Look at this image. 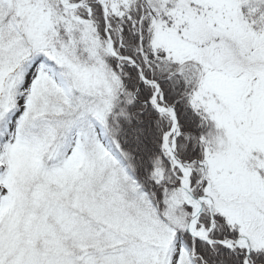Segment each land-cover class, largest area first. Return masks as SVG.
<instances>
[{
	"label": "snow or ice",
	"instance_id": "1",
	"mask_svg": "<svg viewBox=\"0 0 264 264\" xmlns=\"http://www.w3.org/2000/svg\"><path fill=\"white\" fill-rule=\"evenodd\" d=\"M0 264H264V0H0Z\"/></svg>",
	"mask_w": 264,
	"mask_h": 264
}]
</instances>
